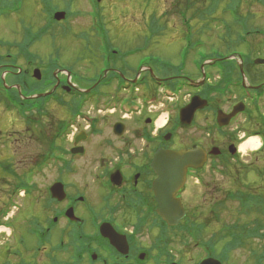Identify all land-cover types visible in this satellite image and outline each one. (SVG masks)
<instances>
[{
	"label": "rangeland",
	"instance_id": "rangeland-1",
	"mask_svg": "<svg viewBox=\"0 0 264 264\" xmlns=\"http://www.w3.org/2000/svg\"><path fill=\"white\" fill-rule=\"evenodd\" d=\"M199 1V4H202L200 6H198ZM50 7L55 11L57 9L62 11L67 6H65L64 0H21L18 4H11V13L2 14L0 17V47L17 49L15 47L17 45L14 42L21 44L26 42V46L21 45V48L26 49V54L31 53L30 57L34 60L33 66L42 68L44 71L50 62L57 61L55 56L59 52L61 57L58 63L64 69L70 70L69 72L72 74L71 78H69L70 81L75 86L82 85L81 88L88 89V87H92V83L89 82L90 78H95V81L98 78H102L98 72L102 67L99 51L100 45L101 51L105 47L103 40H106V38L99 36L94 30L100 27V18L98 17L97 19L98 15L93 12L92 3L89 0H76L71 8H65L62 11L66 14V17L70 15L68 19L65 18L63 22H56L52 19L54 22H51V24L54 28L51 32H43V36L38 37V30L49 23L47 15ZM187 7L191 8L189 16L195 10L201 11L197 13V18L189 23L191 32H188V28L184 27L178 13L179 10ZM100 8L102 9L103 17L101 25L104 24L108 31L107 37L110 46L107 47V52L115 54L112 56V63L111 60L109 61V66L111 65L113 69L117 70L115 71L116 73L120 71L125 77L133 80L138 77H148L149 69L152 67L156 70L157 76L170 79L172 81L171 84L180 81L182 78L193 81L198 80V82L203 81V83L197 90L193 86H183L184 82L177 83L176 94L179 97L175 94L173 99H166L163 95L165 91L171 92L169 89H158V87L153 86L151 81L147 84L144 80L146 85L138 88L139 92L135 95L138 100L131 99L133 90L130 88L120 91L115 84L110 87H102L100 89V97L84 105L82 110V114L85 115L91 112L92 116L90 118L97 115L94 126L91 129L101 134L97 135L92 130L86 131L91 136L87 146L88 149L90 148V159L87 160V156L84 157L85 161L79 162V165L74 169L73 176H69L67 182L70 184L75 182V187H78L79 191L88 188L86 192L88 194L91 190V173L94 167L90 166V164L95 161L99 154L104 152L106 140L111 138L114 142H118L119 146L123 147L122 143L125 139L117 140L110 134V128L116 121L122 122L132 132L127 140L133 144V147L136 146L135 141L132 139H135L134 135L136 132L134 130L137 127L147 128L155 133L159 132L160 129L166 132L167 130L173 131L174 138L177 141V148L183 146L191 147L195 144L200 145V142H202L203 147L211 149L224 143L226 145L231 143V139L228 136L235 134L238 137L237 145L241 151L240 155H237L236 158L222 159L223 164L221 166L214 165L216 166L215 170L209 166L207 171L203 172L201 184L196 179L191 180L189 189L185 193V202L187 203L190 219L203 228L205 239L214 240L216 246L221 249L225 241L223 240L225 229L234 231L232 225L238 221L243 225L252 222V219L249 222L247 215L238 216L239 205L230 199L229 192H234L238 189L245 191L251 188V192L264 194V175H261V169H264V152H261L262 139L259 150L253 151V149L248 147L242 150V145L250 138L259 139L258 136H247V132L245 134L243 131L240 132L241 128L245 127V116L239 118L234 125L226 129L218 128L215 105L218 104L223 111L228 112L235 102L242 97V93L237 89L229 88L227 85L229 79L226 78L225 73L222 74L220 70L218 71L211 67L207 68V66H211L207 62H212L222 57L226 58L232 54V51L237 50L245 54L246 57L245 61H241L238 57L233 59L234 74L231 77H238L237 62H241L243 64L242 70L250 82L256 85L264 83V66L255 65L254 63L257 59H264V0H150V2L148 0H104L100 4ZM228 9H235L236 11L241 9L240 14L246 20L249 28V30L245 29V31L251 32H239L240 30L234 27L239 22L229 16ZM55 22L57 25H53ZM153 26L160 31L158 36H155L156 30ZM164 26L165 30L163 29ZM152 28L153 30H150ZM64 29L70 30L64 31ZM24 32H28L27 39ZM30 32L36 33L37 36H34L35 38L32 37ZM186 34L189 37V43L185 39ZM247 34H250V36L246 37ZM11 43L13 45L10 47L9 44ZM30 46L32 47L29 51ZM184 47L188 49L185 50ZM137 49H142L143 51L131 55ZM3 52L5 51L1 50V53ZM184 52L187 54L186 61L183 62L182 53ZM79 56L81 58L77 59ZM152 56L163 62L164 66L149 65L147 63L146 67L137 72L136 66L138 62L142 58ZM247 63L250 65H246ZM203 65L205 74L209 75L206 80L203 79L200 69ZM69 67L73 68L69 69ZM73 74L83 78L85 81H80L78 78L73 79ZM110 75H112L111 72L106 75V78ZM59 76L64 79L66 74ZM34 81L32 79V82ZM42 83L40 84L42 85ZM45 83L46 86H41L40 88L42 92L52 88L51 84ZM217 90L226 92H217ZM195 93L207 95L204 98L211 102L212 107L200 112L191 127H179L178 110L183 105H187ZM61 95L65 102H68L67 104L71 103L70 100L72 98L70 96L65 95L63 92H61ZM126 96L130 97L126 101L129 106L136 103L143 107V99L145 101H160V104L156 105L154 103L152 104L154 107L150 108L147 107L148 105L144 106L141 111L133 115H131L132 113L125 114L131 115L127 118L122 115L124 112L122 105L124 103L117 102L120 97L124 98ZM108 105H116V112H102L101 116H99L98 110L104 111V107L109 109L107 108ZM259 106L260 110L257 114L262 117V114H264V96L260 99ZM70 114H72V111L70 112L68 106H62L61 108L51 102L44 119L47 126L40 128L41 131L44 129L47 133L53 132L54 135L61 120L69 118ZM164 115H169V125L167 122L166 126L164 123L158 125V121ZM14 126L19 129L17 125ZM74 126L75 129L71 130L69 135L67 134L68 138L63 146L65 153L71 151L69 149L72 147L73 136L85 130L89 125L80 120ZM32 128L36 132L40 131L38 127L33 126ZM253 129H260V125ZM251 130L250 124L248 132ZM12 131L13 129L9 133ZM33 133H30V145L23 147L27 153L26 159L25 157L23 159L20 153L16 154L13 159L14 162L20 159V172H23V174L28 169H33L35 162L40 157L39 155H42L47 150L43 144L48 143L44 141V136L38 132V134L34 135ZM243 135L244 139L241 140L240 138ZM50 138L51 135H49ZM212 140L215 141L212 142ZM93 141L95 143L89 147ZM113 151L119 153L129 152V150L124 151V149H113ZM91 157L93 158L92 162ZM55 169V166H51L41 176L38 175L29 182L34 186L32 192V194H35L34 198L27 197L24 199L21 194L16 195V200H21L24 203L22 211L16 210L14 214L12 210L11 213V216H13L12 221H15V224L21 221V227H19L18 232H23L26 229L23 223L25 217H32L36 214V216L44 219V210H46L45 213L50 214L49 211L51 210L47 206L45 209L43 202L46 194H48L49 187L55 181ZM262 173L264 174V171ZM14 183V181H8V187L5 191L11 189ZM3 189L4 187L0 180V206L4 205V202L8 199V193L2 194ZM29 202L31 203L28 204ZM95 204L97 206L98 201ZM122 209L124 210L117 216L124 223L123 213L125 208ZM253 212H256L255 208L249 212L252 213V217L254 215ZM130 217H133V211L130 212ZM20 228L22 229L20 230ZM150 234L149 229L143 228V239L148 238ZM153 235L156 236L157 231H154ZM174 235L171 236L173 242L177 237H181L177 232ZM227 238L229 239L228 235ZM9 240H11L10 235L0 237V242L2 243ZM146 242L147 245L150 244L149 240H146ZM175 244L182 245L179 241ZM263 248L264 239L254 238L247 240L245 249L243 248L230 254L231 260L229 264H254V252H261ZM174 249L176 254L185 252L178 245ZM184 257L191 258L192 262L187 263H196L201 255L192 254L190 256L182 253L177 259L186 260Z\"/></svg>",
	"mask_w": 264,
	"mask_h": 264
},
{
	"label": "flooded vegetation",
	"instance_id": "flooded-vegetation-1",
	"mask_svg": "<svg viewBox=\"0 0 264 264\" xmlns=\"http://www.w3.org/2000/svg\"><path fill=\"white\" fill-rule=\"evenodd\" d=\"M1 50L5 52L1 53ZM25 50L0 47V180L4 187L2 194L8 193L7 201L0 206V237L11 236L10 242H0V264H200L208 258L207 246L209 243L214 244V240L205 239L203 228L190 219L185 193L191 180L196 179L201 184L203 172L207 171L209 166H221L222 159L236 156V153H233V150L237 151L238 148V137L235 134L228 136L231 143L211 149H206L200 142L199 146L207 152V165L202 169H189L187 185L175 195L176 199L181 200L185 210V217L177 226L169 225L159 214L160 204L153 190V183L158 175L152 164L156 153L161 149L179 151L193 149L198 144L177 148L173 131L155 133L147 128L137 127L134 130L135 139L131 138L136 143L133 147L127 140L132 132L126 125L116 128V121L110 128V134L117 140L124 138L123 147L108 138L104 143V152L93 162L91 157L90 166L94 167L91 173V190L87 194L88 188L79 191L75 182L70 184L67 179L73 176L79 162L85 161L84 157L90 159V148L87 146L91 136L89 132L82 133L74 139L69 149L71 151L64 153L60 135L55 159V182L65 186L66 198L60 201L51 194H46L43 203L45 209L47 206L51 210L50 214L44 210V219L36 214L25 217L23 223L26 229L18 232L21 221L15 224L11 213L12 210L14 214L16 210L22 211L24 203L16 200L15 188L30 180L31 168L23 174L20 172V159L15 162L13 159L18 153L26 159L27 153L23 147L30 145V133L34 130L32 124L37 127L39 120L33 118L30 111L16 109V93L21 88L25 97L21 98L20 93H17L18 97L26 101L33 91H40L41 86H46L42 80L34 79L33 72L40 68L33 66L31 53L26 54ZM115 71L117 70L113 67H108L106 73ZM32 79L38 81L34 84L35 90L32 87ZM125 79L127 83L132 81ZM156 79L167 80L159 76H156ZM145 80L150 81L146 78ZM60 89L63 90L62 84ZM197 114L199 112L196 116ZM237 118L231 121V124H234ZM11 129L13 131L9 133ZM92 131L97 135L101 134ZM94 143L95 141L89 147ZM113 149L129 152L119 153ZM78 151L79 153L73 154ZM39 156L35 165L46 160L44 153ZM10 180L15 183L11 189L5 191ZM34 195L21 194V197L34 198ZM122 208H125L124 223L117 216L124 210ZM69 210H72L74 215L72 219L67 216ZM143 228L151 232L146 239H143ZM154 231H157L156 236L153 235ZM175 232L181 237H177L173 242L171 236ZM146 240L150 241L149 245ZM177 241L182 245L175 244ZM176 245L181 246L185 252L176 254ZM182 253L201 257L196 263H187L192 262L191 258L177 259Z\"/></svg>",
	"mask_w": 264,
	"mask_h": 264
},
{
	"label": "trees",
	"instance_id": "trees-1",
	"mask_svg": "<svg viewBox=\"0 0 264 264\" xmlns=\"http://www.w3.org/2000/svg\"><path fill=\"white\" fill-rule=\"evenodd\" d=\"M21 0H0V17L2 16V14H7L10 13V5L11 4H18ZM245 1V0H244ZM65 2V8H71L72 4L74 2H76V0H64ZM148 2H150V0H148ZM200 1L198 2V6L202 5L199 4ZM96 6V13H97V19L98 17L100 18V27L99 28H95L94 30L96 32H108L105 28V25H101V23L103 22V17H102V9L100 8V6H98L97 4H95ZM64 8V9H65ZM57 9V8H55ZM235 12V19L237 20V24H235L234 27H237L240 31L239 32H251V31H245L249 30L247 22L245 19H243V17L240 14V10L236 11L235 9H233ZM191 11V8L187 7L185 9H181L178 11L179 16L181 17L182 23L184 25V27L188 28V32H191V28L189 26V23H191V21L195 20L197 18V13H200L201 11H197L195 10L190 16H189V12ZM53 9L50 7L48 9V22L47 26L40 28L38 30V37L43 36V32H51V30L54 28V26H52L51 22H54L53 19ZM70 17V15L67 17V19ZM53 25H57V23L55 22ZM154 27V26H153ZM155 28V27H154ZM63 29V27H62ZM163 29L165 30V26L163 27ZM65 30H70V29H64ZM150 30H153L150 29ZM156 30V28H155ZM161 30V29H160ZM232 30V29H231ZM228 30V31H231ZM235 31V30H234ZM158 30H156L155 34H158ZM25 33V32H24ZM32 37H36V33L34 32H30ZM63 33H67V32H63ZM34 37V38H35ZM57 56H59V52L56 54ZM81 57L79 56L77 59H80ZM57 68V65L54 64V61L50 62L48 64V70H47V80H51L53 82V77H52V73L53 71ZM239 75V72H237ZM35 103L38 102H29L28 105H34ZM76 105L74 106H68L70 112L72 111L73 114H77L81 109L79 107V105L82 102H75ZM253 115V114H251ZM255 119V118H254ZM68 121H64L61 126L63 129H67L69 127V123H67ZM255 124L258 127L260 125V129H259V133L257 134H261L264 138V118H259V119H255ZM48 146H50V142H48ZM264 150V148H263ZM264 171V169H261V175H264L262 172ZM259 173V172H258ZM251 188L246 189L245 191L243 190H236L234 192H229L230 193V199L233 202H237L239 205L237 214L238 216H242V215H247V219L249 220V222L251 221L250 219H252V222L248 223V224H241L240 221L233 223L232 228L234 231L232 230H224V243L223 246L221 247V249H219L217 246H215V252H216V256H218L219 258H221V260L223 262L228 263L231 259H230V254L232 252H235L237 250L240 249H245V246L247 244V240L250 239H254V238H262L264 239V194L262 193H255V192H251ZM258 191V190H257ZM264 193V192H263ZM255 208L256 212H253L254 215L253 217L251 216L252 213H249L251 209ZM259 214V216L257 215ZM215 216V215H214ZM227 235L229 237V239L227 238ZM228 239V240H227ZM255 251V250H253ZM254 256H255V262L254 264H264V248L262 249L261 252H254Z\"/></svg>",
	"mask_w": 264,
	"mask_h": 264
},
{
	"label": "water",
	"instance_id": "water-1",
	"mask_svg": "<svg viewBox=\"0 0 264 264\" xmlns=\"http://www.w3.org/2000/svg\"><path fill=\"white\" fill-rule=\"evenodd\" d=\"M101 2L102 0H97ZM65 18V13H57L55 15L56 21H61ZM257 64H264V61L258 60ZM35 77L38 79L40 75L35 72ZM207 106V101L201 100L199 97H195L192 102L182 109L180 113V118L183 124L190 125L193 117L197 110L202 109ZM235 112L229 116L219 112L218 123L221 126L227 125L230 119L236 114ZM205 154L201 149H196L194 151H181V152H160L156 159L155 167L159 170V179L155 184V192L157 194V199L161 205L160 214L167 217L169 213V207L171 205L177 206L182 212L180 215H176V219L183 216V211L181 205L177 200H174V195L180 189L187 168L196 165L198 162L203 161ZM53 194H62V188L59 185H55L52 188ZM173 217V216H171ZM202 264H220L214 260H207Z\"/></svg>",
	"mask_w": 264,
	"mask_h": 264
},
{
	"label": "bare ground",
	"instance_id": "bare-ground-1",
	"mask_svg": "<svg viewBox=\"0 0 264 264\" xmlns=\"http://www.w3.org/2000/svg\"><path fill=\"white\" fill-rule=\"evenodd\" d=\"M129 118V117H127ZM164 123V118H161L159 121H158V125H162ZM258 144L255 140L253 139H250L249 141H247L245 144L242 145V150H245L247 147H249L250 149H256L258 148Z\"/></svg>",
	"mask_w": 264,
	"mask_h": 264
}]
</instances>
